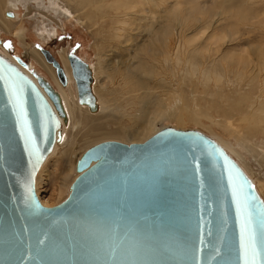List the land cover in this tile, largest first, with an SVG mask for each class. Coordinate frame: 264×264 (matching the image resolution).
I'll return each mask as SVG.
<instances>
[{"label": "water", "instance_id": "water-1", "mask_svg": "<svg viewBox=\"0 0 264 264\" xmlns=\"http://www.w3.org/2000/svg\"><path fill=\"white\" fill-rule=\"evenodd\" d=\"M40 50L66 86L60 62ZM68 58L80 104L96 110L89 64ZM32 75L0 54V264H244L249 216L264 264V200L199 130L97 144L78 160L69 196L43 206L36 179L66 113L50 81Z\"/></svg>", "mask_w": 264, "mask_h": 264}, {"label": "rangeland", "instance_id": "rangeland-1", "mask_svg": "<svg viewBox=\"0 0 264 264\" xmlns=\"http://www.w3.org/2000/svg\"><path fill=\"white\" fill-rule=\"evenodd\" d=\"M6 1L8 2L6 3V10L12 11L16 14V18L13 21H11L13 23L12 28L17 27L19 25L23 26L26 30V42H22L20 39L12 35L11 32L7 31V29L2 24H0V38L2 39L3 42V44L0 45V53L2 54V56L7 58L10 62L14 64H16L15 57L19 56L25 62L31 64L32 68L36 69L40 75L48 78V80L53 84L54 87L55 85L53 79L49 74V71L44 66L45 64L48 66H50L51 64L50 65L47 64L46 61L44 60L45 64L43 63L44 64L43 65L39 61V59L32 54L33 51L40 53L37 49V45H41L43 46V48L49 50L52 53V55L62 64V66H63L62 55L68 56L69 52H73L77 54L80 58L82 59L84 58L88 64L90 63V66L94 70L98 67L99 57L102 58L104 63L102 67L109 65V63L126 59L128 56L126 54L125 49L131 44V42L129 43L130 36L132 39L137 40L136 44L138 46V49L142 51V53H146V50H144L145 48H147V51L150 50L153 51L159 45V43H156V41H154L155 38H153V35L150 38L146 36L145 34L146 32L144 31L145 28L139 29L136 28L135 25H133L134 26L133 27L132 25L128 24V26H126L125 28L126 31L128 30L129 32L127 33L129 36L128 35L126 36L129 37L126 38L129 40L126 41L125 43L126 39H123L121 43L122 45L121 47L120 43L117 40H113L115 24H113L112 21L110 22L109 20V18L112 17V14H109L110 16L108 18L105 17L102 19L99 17L98 19L89 22L90 20H87V17L85 16V12L87 11L91 13V15H94L95 12H92L89 7L87 8V10L83 11L81 7L78 6V1L76 0H6ZM171 1L178 2L182 14L183 11H187L189 9V11L185 12V16H184L186 18V21L191 23L192 26V28L187 31L188 32L187 33L188 43L186 45L188 50L187 61L192 56L190 59H192L193 62L195 61V59L196 61H199L198 63L196 61H195L196 63L195 62L194 63L196 64L195 66H199V68L201 67V70H203L202 72L205 73L206 71V73H209L212 70L211 72L216 71L214 73H218L223 76L222 78V80L224 79L223 93L225 94L226 97L230 99L227 108L234 110L238 101H240V99L244 96H247L249 98L248 100L254 99L256 93L252 91V88L250 87L251 83L248 85L249 81L247 79L244 82H240V75L237 71H239L240 69L241 73H243L242 71L244 67H245L244 71L246 70L250 71L251 68L254 69L253 68L254 64H257L259 62V57H260L259 53L264 51V28H263L264 0H231V1L230 0H171ZM77 8L78 10H76ZM190 8L191 9L193 8L195 10L191 11ZM239 9L241 11L244 10L249 12L250 23L248 22L247 24H241L240 22L238 23L236 22L237 19L235 15L237 12H241ZM195 11L198 12L196 13ZM193 12L195 14V17ZM80 14L82 16H80ZM192 16L194 19L191 18ZM79 17L83 18V20ZM207 18L209 20H207ZM180 20L176 23L177 32L178 34L180 33L179 36L183 35V33L186 30L182 19ZM209 22H213V23L209 28H206L208 26L207 23ZM138 29L142 31L139 32ZM132 34H134L133 35L134 37L132 36ZM178 42H180V39L178 40ZM5 44H9L10 47L6 48L4 46ZM116 44H118L119 46ZM192 48L194 49V51H192L193 50ZM205 48H207L206 51ZM123 51L125 54L123 53ZM195 53L198 55V57L196 56ZM242 55L245 56L246 58H243ZM247 55H249L248 56L249 58L250 56H252V58L248 59ZM257 55L259 56L257 57ZM224 56L225 58L223 59ZM238 56H242V57L240 58ZM199 57H201V60ZM205 58L207 60H205ZM238 59H244V60L247 59L248 61L250 60L249 62L251 64L247 68L246 65L248 63L245 61L243 63L241 61L239 62ZM187 61H185V64L183 63L182 65H180V68L179 69L177 68L178 70L177 69L175 70L170 65L168 66L169 68L165 66L166 68L162 70V75L160 76L158 83H156V80L153 81V79H151L149 82L146 83L149 86V88L152 89V91L154 92V94H152V97L156 96L154 97L155 100H157L158 97H160V99L164 101L168 100L170 93H172L171 89L173 88V86L174 88L177 89V87L180 85L178 89H180V91H182L187 95L191 107L193 104L194 105L192 108L199 109L201 107L200 109H203V112L206 111V114H202V116H199L197 118L199 122L197 123L196 120L190 117L188 112H185L184 117L186 118V120L184 123H182V126L180 122L176 120L174 121V119H170L168 117H160L155 123L156 128L159 130H162L167 127H173L180 130L193 129L205 133L213 140L217 141L224 149H226V151L244 168V170L248 173V175L251 176L253 183L255 184L256 188L259 190L264 200V150L263 148L259 147V146H264L263 145L264 136L262 135L263 137H261V133H260V137L258 135L257 137L255 136V138L253 139H251V137L249 138L250 141L249 143L254 146L256 145L258 147L256 150H252L246 146L247 144L242 143L241 142L242 139L240 140V138L243 136L245 137L247 131L246 130L242 131L241 121H239L237 116H232L231 114L229 116V114L225 113V111H227V108L226 107L223 108L222 106L223 104L227 103L226 100L218 101L214 96H212L215 95L214 93H217L219 91L216 90L218 87L215 86L214 81L210 82L209 89L205 87L203 82H201V86H202L201 88L200 83L197 82L198 80L196 79V77H202V75L199 74V71H197L198 74L194 77L196 79L194 81L196 85L194 83L193 84L190 83V76L188 75L187 77H185L187 75V71L189 72V70H191L190 69L191 66L188 64ZM227 61H229L231 64L229 65V62ZM226 62L228 65L226 64ZM215 63L216 65H218L217 67ZM233 63H235L236 65H234ZM232 65L234 66V68ZM214 67H216L217 69L216 68L214 69ZM225 68L228 69L227 72L229 74H227ZM221 69H224L223 73L226 72L227 75L225 73L223 74ZM244 76L245 78H248V75H244ZM98 80H97L98 83L96 82L95 84L98 86L99 89H107V88L112 89V86H110L109 81L106 78V75H101ZM172 81L173 84L171 83ZM72 82L73 83H71L69 87L67 86L68 88L64 86L63 87L67 88L66 90L67 97L69 99L71 106L76 108L75 116L78 121L82 122V126H80L79 129L76 131L74 130L72 125L74 123L73 122L69 123L68 127L66 128V132L63 136V140L60 142V146L57 152L55 154L52 153L53 155L51 154L48 157V159L46 160L45 164L42 166L38 174L37 179L39 180L40 183L39 184L40 185L39 190L41 195L40 197L48 207H52L60 204L69 196L71 185L75 180L76 176L78 175V173L76 171H73L72 177L67 178V176L70 173V168L73 159L76 158V160H79L80 156H82V154L85 152V150L83 151L80 149L82 148L81 147L82 144L89 137L97 139L102 137L101 136L102 134L106 132L108 133L114 132L120 127L121 115H119L120 113L118 112L116 113L111 112L109 114L106 113V115L104 114L100 117L102 120L101 122L103 123L98 122L97 124L95 123L93 124L94 121L91 120L89 114H86L87 112L85 110H88L86 107L82 106L84 109L83 111L77 109L78 108L77 106L79 104V101L78 103L76 101L78 100V94L75 86V81L72 80ZM160 84L161 86H159L157 92H155L153 89L158 87V85ZM147 85L146 87H148ZM213 86H215L216 88H214ZM55 88L58 90L57 87ZM194 90L195 91L198 90V91L195 93ZM140 92L142 93L141 101L143 102V96L145 92L144 91H140ZM208 93H209V97H208ZM155 105L156 104H152L150 106V109L155 110ZM135 106L136 107H133L132 111H130V114H134L136 110L140 109L139 108L140 106L138 104H136ZM110 115L111 117H109ZM118 115L119 117H117ZM95 118H97V116H95ZM232 118L234 121L232 120ZM90 121L92 122L93 125L91 124ZM229 123L231 126L229 125ZM136 124H130V127L133 128V126L134 127L139 126L138 122ZM227 127L228 130H226ZM236 136L239 138H237ZM111 141L128 142L126 140L119 138H115L114 140L111 139ZM132 142L138 143L136 141H131L130 143Z\"/></svg>", "mask_w": 264, "mask_h": 264}, {"label": "bare ground", "instance_id": "bare-ground-1", "mask_svg": "<svg viewBox=\"0 0 264 264\" xmlns=\"http://www.w3.org/2000/svg\"><path fill=\"white\" fill-rule=\"evenodd\" d=\"M76 1H78V6H80L83 11L87 10V8L89 7L92 12H95L94 15H91V13H89L87 11L85 12V16L87 17V20H90L89 22H91L95 19H98L99 17L102 19L105 17L108 18L110 16L109 14H112V17L109 18V20H110V22L112 21V23L115 24L114 34H113L114 39L113 40H117L120 43V45H121L123 39L129 38V37H126L128 35L127 33H129V32H128V30L126 31V28H125L126 26H128V24L132 25V26L135 25L136 28H139V29L145 28L144 31L146 32L145 33L146 36L148 38H150L153 35V38H155L154 41H156V43H159L158 47H156V49H154L153 51L152 50L147 51V48H145L144 50H146V53H142V51H140L138 49V46L136 44L137 40L132 39L130 36V40L129 39L125 40V43L128 40H129V43L131 42L130 46H128L125 49L126 54L128 56L126 59L120 60L117 62H112V63H109V65L102 67V65L104 63H103L102 58L99 57L98 67L95 70L92 69V67L89 64V67L92 70V77H93L92 91H93L94 96L96 98V110L93 111L89 108V106L80 104V102L77 106L78 107L77 109H80L81 111H83L84 110L83 107H86L88 110H90V111H88V110H85V111L87 112L86 114H89V117L91 118V120L94 121L93 124L94 123L97 124L98 122H101L102 120L100 117L104 114L106 115V113L109 114L111 112L120 113L119 115H121L120 116L121 120H120L119 129H117L116 131L111 132V133L106 132V133L101 135L102 137L97 138V139L89 137L82 144V146H81L82 148H80L81 150H83V151L85 150V152H86L87 149L97 145L98 143L100 144V142L102 143V142H105L106 140L111 141V139L114 140L115 138H119V139H123V140L128 141L129 143L123 142L126 144H133V142L130 143L131 141L143 143L147 139L151 138L152 136H154L156 133H158L160 131L155 126L156 121L160 117H168L170 119H174V121L176 120V121L180 122L181 126H182V123H184L186 120V118L184 117V114H185V112H188L191 118L196 120L197 123L199 122L197 120V118L199 116H202V114H206V111L203 112V109H200L201 107L199 109L192 108L194 104L191 107V105L189 104V100H188L187 95L185 93H183L182 91H180V89H178V87L180 85L179 86L176 85V86H178L177 89L174 88V86H173V88L171 89L172 93L169 92L170 98L168 97V100L164 101V100L160 99V97H158L159 100L158 99L155 100L154 97H156V96L152 97V94H154V92L152 91V89L149 88V86L146 83V82H149L151 79H153V81L156 80V83H158L160 76L162 75V70H164L166 68L165 66H167V68H169L168 66L170 65L176 70L177 68L178 69L180 68V65H182L183 63L185 64V61H187V58H188L187 57V51L188 50H187V46H186L188 43V39H187V33L188 32L187 31L190 30L192 28V26H191V23L186 21V18L184 16H185V12L189 11V9L187 11H183V14H182L180 11V6H179L178 2L171 1V0H76ZM171 2H173V3H171ZM6 3H8L6 0H0V14H1L0 15V24H2L7 29V31L11 32L12 35H14L18 39H20L22 42H26V30H25V28L21 25L12 28L13 23L11 21H13L16 18V14L12 11L6 10ZM7 5H9V4H7ZM195 6H194V8H195ZM170 7H171V9H170ZM197 8H198V6H197ZM192 9H191V11L195 10V9H193V10ZM76 10H78V8ZM140 14H141V16H140ZM191 14H192V12H191ZM193 14H194V12H193ZM222 14H224V13H222ZM83 15H84V12H83ZM80 16H82V15L80 14ZM85 16H84V18H85ZM230 16H231V14H230ZM235 16L237 19V21H236L237 23L238 22H240L241 24H247L248 22L250 23V14L247 11L243 10L241 12H237ZM194 17H195V14H194ZM79 18H81V17H79ZM191 18H193V16ZM202 18H204V17H202ZM81 19L83 20V18H81ZM180 19H182V21L185 25V28H186L185 32L181 36H179L180 33L178 34L177 28H176V23ZM193 19H192V21H193ZM207 20H209V19L207 18ZM180 22H181V20H180ZM212 23L213 22L207 23L208 26L206 28H209L212 25ZM259 24H260V22H259ZM110 25H112V24H110ZM244 26H246V25H244ZM263 28H264V25H263ZM141 31L139 30V32H141ZM110 33H112V32H110ZM135 34H136V32H135ZM133 35L134 34H132V36ZM135 37H136V35H135ZM179 39H180V42H178ZM0 40L2 41L1 38H0ZM193 40H195V39H193ZM109 41H111V40H109ZM190 42H191V39H190ZM2 44H3V42H2ZM2 44L0 43V45H2ZM118 44H116V45H118ZM192 46H194V45H192ZM121 47H122V45H121ZM40 48H43V46L37 45V49L40 53L33 51L32 54L35 57H37L39 59V61L43 64L44 60L46 61V59H45L44 55L42 54ZM124 48H125V46H124ZM196 48H195V50H196ZM206 49L207 48H205V51H206ZM201 50H202V48H201ZM116 51H118V50H116ZM192 51H194V49ZM199 52H198V54H199ZM70 53L71 52L68 53V56L62 55V61H63L62 67L66 73L67 80H68L67 85L64 87H67V86L69 87L71 85V83H73L72 80L75 81L74 77L72 76L73 74H71L72 73L71 72V70H72L71 64H69L70 61H69L68 57H69ZM123 53H124V51H123ZM257 53H259V52H257ZM259 54H260L259 62L257 64H254V66H253L254 69L251 68L250 71H248V70L244 71L245 67L243 68V66H242V68H243L242 72L243 73H241L240 69H239V71H237L240 75V82H244L247 79L249 81L248 85L251 83L250 87L252 88V91L254 93H256V96L254 99H250V100H248L249 98L247 96L242 97L240 99V101H238V103L236 104V107L234 110L227 108V105H228V102L230 101V99L228 97H226L225 94L223 93V89H224L223 80L224 79L222 80V78H223L222 75H220L218 73H214L216 71L211 72L212 70L209 73H206L205 70H204L205 73L202 72L203 70H201V67L199 68V66H195L196 65L195 63L196 62L198 63L199 61H196V59H195L196 62L194 61L195 62L194 63L192 61V59H190L192 56L187 61L188 64L191 66L190 67L191 70H189V72H188L187 71L188 69L186 68L187 69L186 70L187 75L186 74H185L186 76L184 75L185 77H187L188 75L190 76V83L191 84H193L194 81L197 79L198 80L197 82L200 83V86H201V82H203L205 87L208 89H209L210 82L214 81L215 86L219 88V89L217 88L216 90H219V91L217 93H214L215 95H212V96H214L218 101H222V100L227 101V103L223 104V106H222L223 108L224 107L227 108V111H225V113L229 114V116H230V114L232 116H237L239 121H241L242 131L246 130L247 136L246 135H245V137L240 136L241 137L240 140L242 139L241 142L247 144L246 146L252 150H256L258 147L256 145L254 146V145L250 144L249 138L251 137V139H253V138H255V136L257 137L258 135L260 137V133H261V137L264 136V51H262ZM215 55H216V53H215ZM244 55H246V54H244ZM196 56L198 57L197 54H196ZM208 56H209V54H208ZM242 56H238V57L241 58ZM248 56L249 55H247V57ZM258 56L259 55H257V57ZM201 57H199L200 60H201ZM210 57H211V55H210ZM224 58H225V56L223 57V59ZM243 58H246V57L243 56ZM250 58H252V56H250ZM250 58L248 57V59H250ZM214 59H216V58H214ZM205 60H207V59L205 58ZM226 60H227V57H226ZM238 60H239V62L241 61L242 63L244 61L247 62L248 63L246 65L247 68L251 64L249 62L250 60L248 61L247 59L246 60L238 59ZM144 62H146V63H144ZM227 62H229V61H227ZM227 62H226V64H227ZM234 62H236V61H234ZM46 63L49 64L47 61H46ZM16 64H18V63L16 62ZM226 64H225V66H226ZM230 64L231 63L229 62V65ZM233 64L236 65L235 63H233ZM18 65H19V67L21 66L20 64H18ZM201 65H202V63H201ZM215 65H216V63H215ZM44 66L49 71V74L51 75V77L53 79L55 87L58 88V90H57L53 86V84L50 82L51 85L59 93V95L61 97L62 106H63L65 113H66V117H62L60 119L61 124H62V129H61L62 131L61 132H62V137H63L65 132H66V128L68 127L70 122L74 123L72 125H73L74 130H76V131L79 129L80 126H82V122H80L76 119V116H75L76 108L71 106V104L69 102V99L67 97V91H66L68 87L67 88L63 87L62 83L60 82V80L57 76L56 70L53 68L52 65H50V66L54 70L46 64ZM217 66L218 65H216V67ZM221 66H223V65H221ZM22 67L23 66L20 67L21 70L23 72H25L29 77H31L36 82V79L33 77L32 72L38 73V71L36 69H33L31 64H28L27 68L26 67L22 68ZM195 67H198V68H195ZM216 67H214V69ZM233 68H234V66H233ZM203 69H204V66H203ZM221 70L223 73L224 69H221ZM225 70L227 72L228 69L225 68ZM197 71H199V74H201L202 77H196V79H195L194 77L198 74ZM226 72H224V73L226 74ZM233 73H234V71H233ZM227 74H229V73L227 72ZM101 75H106V78L109 81L110 86H112V89H109V88L99 89L98 88V86L95 83L97 82V80L100 78ZM244 75H248V78H245ZM188 79H189V77H188ZM171 83L173 84V81ZM183 83H185V82H183ZM146 85L148 87H146ZM75 86H76V83H75ZM159 86H161V84L158 85V87L154 88L153 90L155 92H157V89L159 88ZM190 86H192V85H190ZM215 86H213V87L216 88ZM192 87H194V86H192ZM100 88H101V86H100ZM201 88H202V86H201ZM143 89H145V90H143ZM195 89H196V87H195ZM76 90H77V87H76ZM140 91L145 92L144 96H143V102L141 101L142 93ZM197 91L198 90H196L195 93ZM205 91H204V93H205ZM201 93H202V91H201ZM211 93H213V92H211ZM77 94H78V91H77ZM127 94H128V96H127ZM243 95H245V94H243ZM208 97H209V93H208ZM136 100H137V102H136ZM138 100H140V101H138ZM76 101L78 103L79 96H78V100H76ZM200 101H202V100H200ZM208 101H210V100H208ZM216 103H218V102H216ZM136 104H138L140 106L139 107L140 109L136 110V112L134 114H130V111H132L133 107H136L135 106ZM152 104H156L155 110L150 109V106ZM161 106H162V109H161ZM197 107H198V105H197ZM174 108H175V110H174ZM128 109H131V110H128ZM93 114H95V115H93ZM108 114H107V117H108ZM111 115L109 117H111ZM119 115L117 117H119ZM95 116H97V118H95ZM232 120H233V118H232ZM137 122H138L139 126H137V127L133 126V128L130 127V124H136ZM101 123H103V122H101ZM91 124H92V122H91ZM117 125H119V124H117ZM229 125H230V123H229ZM237 127H240V126H237ZM239 129H241V128H239ZM226 130H228V127ZM238 134H237V136H238ZM237 138H239V137H237ZM62 140H63V138H62ZM59 146H60V142L55 145L53 154H55L57 152ZM259 147L263 148V150H264V146H259ZM260 154H261V152H260ZM81 157L82 156H80V158ZM77 161L78 160H76V158L73 159V162H72V165L70 168V173L68 174L67 178L72 177L73 171L77 172V170H76ZM241 168L244 170V168L242 166H241ZM246 174L248 175L247 172H246ZM78 175H79V173H78ZM78 175L76 176V178L78 177ZM249 178L252 180L251 176H249ZM39 184H40L39 180L36 179L37 195H38L42 205L45 207H48L46 205V203L40 197L41 195H40V190H39L40 189ZM258 192H259V190H258ZM259 194H260V192H259Z\"/></svg>", "mask_w": 264, "mask_h": 264}, {"label": "snow or ice", "instance_id": "snow-or-ice-1", "mask_svg": "<svg viewBox=\"0 0 264 264\" xmlns=\"http://www.w3.org/2000/svg\"><path fill=\"white\" fill-rule=\"evenodd\" d=\"M6 48L10 47L9 44L4 45ZM251 217H247L245 223V231L248 233V243L247 245H242L244 249L245 261L244 264H260L262 257L261 253L257 250L254 240L255 236L251 230ZM261 227H264V221L261 222Z\"/></svg>", "mask_w": 264, "mask_h": 264}, {"label": "flooded vegetation", "instance_id": "flooded-vegetation-1", "mask_svg": "<svg viewBox=\"0 0 264 264\" xmlns=\"http://www.w3.org/2000/svg\"><path fill=\"white\" fill-rule=\"evenodd\" d=\"M84 59V58H83ZM85 60V59H84ZM90 64V63H89Z\"/></svg>", "mask_w": 264, "mask_h": 264}]
</instances>
